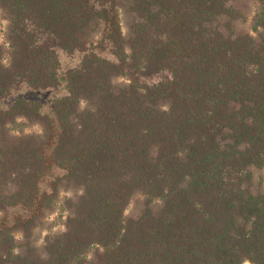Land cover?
<instances>
[{"label": "trees", "instance_id": "16d2710c", "mask_svg": "<svg viewBox=\"0 0 264 264\" xmlns=\"http://www.w3.org/2000/svg\"><path fill=\"white\" fill-rule=\"evenodd\" d=\"M232 1L0 0V264H264V0L252 33ZM63 179L65 230L15 253Z\"/></svg>", "mask_w": 264, "mask_h": 264}, {"label": "rangeland", "instance_id": "374dc122", "mask_svg": "<svg viewBox=\"0 0 264 264\" xmlns=\"http://www.w3.org/2000/svg\"><path fill=\"white\" fill-rule=\"evenodd\" d=\"M257 0H233L232 6L240 10L244 18L234 23V29L238 32H251L253 29V17L256 10ZM121 25L123 28V34L128 37L130 32V24L133 21L132 16L128 13L125 7L121 9ZM10 23L5 19L2 9L0 8V46L5 51L8 50ZM95 41L99 38L97 30H89L86 32L84 41ZM87 44V43H86ZM4 63H7V59H4ZM113 84L116 86L127 85L128 81L122 78H113ZM84 106V105H83ZM21 118L18 119V122ZM24 127L12 125L10 127L9 136H19L20 129L23 130L24 135L35 136L40 142L42 139V129L38 121H31L24 119ZM18 180V174L10 176L9 181L6 184L5 192L13 193L16 189V183ZM248 189L253 192L264 188V171L255 170L252 183L245 184ZM58 195L56 201L58 203L52 205L50 208L44 210L43 216L37 220V226L29 236H24L21 229L15 230L16 249L15 253H24L27 247L35 249L36 253L40 256H44V248L46 241L54 234L61 233L65 230L64 223L67 215L70 214V210L67 209V205L63 203L65 198L73 199L80 194V188L73 186L67 180H62L58 184ZM143 208V200L138 195H135L128 202V205L124 211L126 217H137ZM1 215V214H0ZM102 251L99 248L92 249L87 255V261L89 263L100 260Z\"/></svg>", "mask_w": 264, "mask_h": 264}]
</instances>
